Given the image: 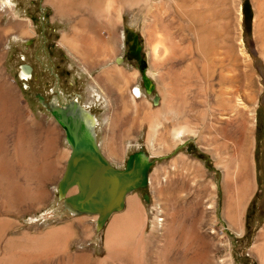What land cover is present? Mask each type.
<instances>
[{
    "label": "rangeland",
    "instance_id": "1",
    "mask_svg": "<svg viewBox=\"0 0 264 264\" xmlns=\"http://www.w3.org/2000/svg\"><path fill=\"white\" fill-rule=\"evenodd\" d=\"M245 1L0 0V264H264V0H249L250 30ZM126 28L140 34L151 94ZM40 96L89 110L118 168L141 150L154 161L118 222L129 235L143 216L144 230L114 254L108 234L128 205L101 231L64 209L71 148Z\"/></svg>",
    "mask_w": 264,
    "mask_h": 264
},
{
    "label": "water",
    "instance_id": "2",
    "mask_svg": "<svg viewBox=\"0 0 264 264\" xmlns=\"http://www.w3.org/2000/svg\"><path fill=\"white\" fill-rule=\"evenodd\" d=\"M125 33L127 59L138 63L146 93L151 94L155 83L147 75L140 34L132 28H126ZM32 70L30 65L21 67V71L28 72V77H31ZM39 99L65 130L71 148L58 186V198L71 214L96 216V227L101 231L113 215L125 210L131 193L149 187L154 161L147 151L141 150L129 156L124 168L116 167L100 148L92 114L78 100L60 105L55 101L46 102L43 96ZM155 103H158V97Z\"/></svg>",
    "mask_w": 264,
    "mask_h": 264
},
{
    "label": "bare ground",
    "instance_id": "3",
    "mask_svg": "<svg viewBox=\"0 0 264 264\" xmlns=\"http://www.w3.org/2000/svg\"><path fill=\"white\" fill-rule=\"evenodd\" d=\"M60 9V8H59ZM62 10V9H61ZM63 11V10H62ZM61 12V11H60ZM65 12V11H64ZM239 15H240V18H242V8L239 9ZM81 44V43H80ZM79 42L75 39V38H72L70 36H65L64 37V41H63V45L67 48H71L72 50H78V47H79ZM243 52V51H242ZM123 60V59H122ZM120 63V62H119ZM23 74V78H28V72L26 71H22ZM156 88V86H155ZM135 94H137V96L139 95H142V91L139 87H136L135 88ZM136 96V97H137ZM55 103H58L57 100H55ZM83 107V106H82ZM86 109V108H85ZM87 110V109H86ZM89 111V110H87ZM161 112V111H160ZM91 113V112H90ZM92 114V113H91ZM93 118H94V122L96 124V126L98 125V122H97V118L92 114ZM153 128V127H152ZM186 135V131H179V134H178V138L177 139H182L184 136ZM152 134L150 136V138H152ZM176 137V136H175ZM153 141V139L151 140ZM242 141V139H241ZM241 144V143H240ZM219 160V159H218ZM160 207V206H159ZM162 208V207H161ZM133 202H131V206H130V209L128 211V213L126 215H122V216H117L115 219H114V223H113V226L111 227V230L109 232V236H108V241H107V248L108 250L110 251L111 254H114L115 252H117V249L119 248L120 246V243H121V240L124 239L125 237L126 238H130V237H133L135 236L136 234H138L139 232H143L144 230V227H145V219L143 216L142 217H138L134 222H133V225L132 227H130L129 229V235H125L124 231H122V229L120 228L119 226V223L120 225L122 224V226L124 225V219H128L130 217H132L131 215H133ZM161 211V210H160ZM161 213V212H159ZM74 215V214H72ZM114 216V215H113ZM159 217V216H158ZM163 219V218H162ZM134 220V219H133ZM159 221V219H158ZM119 222V223H118ZM118 223V224H117ZM115 225H118L119 227H114ZM159 225V224H158ZM155 226V225H154ZM157 226V225H156ZM161 228V225L158 226ZM121 229V230H120ZM117 230V231H116ZM130 230H131V233H130ZM62 231V230H61ZM127 231V230H126ZM54 232V231H53ZM128 233V232H127ZM135 233V234H134ZM57 234V233H56ZM125 238V239H126ZM121 247V246H120Z\"/></svg>",
    "mask_w": 264,
    "mask_h": 264
},
{
    "label": "crops",
    "instance_id": "4",
    "mask_svg": "<svg viewBox=\"0 0 264 264\" xmlns=\"http://www.w3.org/2000/svg\"><path fill=\"white\" fill-rule=\"evenodd\" d=\"M118 72V74L122 77V79L124 80V82L125 81H127L126 79H125V76L123 75V73H122V71H120V70H118L117 71ZM125 83H127L128 84V82H125ZM137 95V94H136ZM132 100H133V102H134V104H136V101H135V97L133 96V91H132ZM128 131H130V130H128ZM127 134V136H130L129 135V132L128 133H126ZM128 138V137H127ZM128 141H132V140H130V139H127ZM126 140V141H127ZM105 155V154H104ZM112 158H116V156H115V154H111L110 155ZM106 157V156H105ZM107 158V157H106ZM113 165H115L116 167H117V165L116 164H114V162H112L109 158H107ZM75 191V190H74ZM134 201V198H127V211L125 212V214H122V215H126L127 213H128V211H129V206H130V204H131V202H133ZM118 214V213H117ZM122 215H117V216H122ZM83 216H85V215H83ZM117 216H115V218L117 217Z\"/></svg>",
    "mask_w": 264,
    "mask_h": 264
},
{
    "label": "trees",
    "instance_id": "5",
    "mask_svg": "<svg viewBox=\"0 0 264 264\" xmlns=\"http://www.w3.org/2000/svg\"><path fill=\"white\" fill-rule=\"evenodd\" d=\"M244 13H245V27L247 30H250L253 20V13L249 0H246L244 3Z\"/></svg>",
    "mask_w": 264,
    "mask_h": 264
},
{
    "label": "flooded vegetation",
    "instance_id": "6",
    "mask_svg": "<svg viewBox=\"0 0 264 264\" xmlns=\"http://www.w3.org/2000/svg\"><path fill=\"white\" fill-rule=\"evenodd\" d=\"M23 74V72H21ZM30 78V77H29ZM24 79H28V78H24ZM65 104V103H64ZM63 105V104H62Z\"/></svg>",
    "mask_w": 264,
    "mask_h": 264
}]
</instances>
